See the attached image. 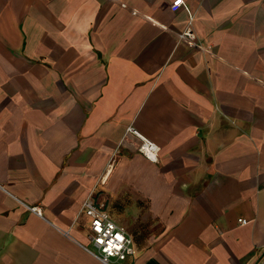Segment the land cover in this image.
I'll use <instances>...</instances> for the list:
<instances>
[{"label": "crops", "instance_id": "0c3cea01", "mask_svg": "<svg viewBox=\"0 0 264 264\" xmlns=\"http://www.w3.org/2000/svg\"><path fill=\"white\" fill-rule=\"evenodd\" d=\"M172 2L0 0V264H104L90 194L114 264H264V0Z\"/></svg>", "mask_w": 264, "mask_h": 264}, {"label": "built area", "instance_id": "2783aa9c", "mask_svg": "<svg viewBox=\"0 0 264 264\" xmlns=\"http://www.w3.org/2000/svg\"><path fill=\"white\" fill-rule=\"evenodd\" d=\"M172 6L174 8L178 6L187 8L184 0H173ZM191 24L192 17H190L184 34L195 38ZM127 130L139 137V152L146 158L157 161L159 146L132 126H129ZM30 209L36 214L41 215V210L38 206H32ZM81 213L88 217L89 226L87 237L92 246V248L88 246L85 248L97 256L102 263L113 264L110 261L111 258H113L114 262L119 261L122 263L127 257L133 256L136 253L133 239L125 227L118 224L106 210L105 206L102 203H98L91 194L84 199L81 206ZM238 222L246 224L248 220L238 218Z\"/></svg>", "mask_w": 264, "mask_h": 264}, {"label": "rangeland", "instance_id": "374dc122", "mask_svg": "<svg viewBox=\"0 0 264 264\" xmlns=\"http://www.w3.org/2000/svg\"><path fill=\"white\" fill-rule=\"evenodd\" d=\"M146 230H148V229L146 228ZM90 247L92 248L91 245H90ZM110 261L114 264L113 258H111Z\"/></svg>", "mask_w": 264, "mask_h": 264}]
</instances>
